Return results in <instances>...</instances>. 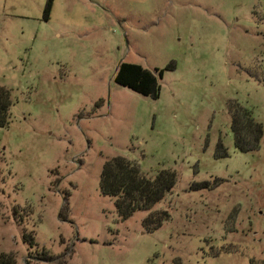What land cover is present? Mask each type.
<instances>
[{"label": "rangeland", "instance_id": "obj_1", "mask_svg": "<svg viewBox=\"0 0 264 264\" xmlns=\"http://www.w3.org/2000/svg\"><path fill=\"white\" fill-rule=\"evenodd\" d=\"M0 0V253L18 264H264V133L235 148L229 102L264 130V0ZM121 62L164 70L157 99ZM167 69V67H170ZM222 144L226 156L223 155ZM177 173L122 220L101 194L113 157ZM207 183V186H202ZM169 219L155 231L152 211Z\"/></svg>", "mask_w": 264, "mask_h": 264}, {"label": "trees", "instance_id": "obj_2", "mask_svg": "<svg viewBox=\"0 0 264 264\" xmlns=\"http://www.w3.org/2000/svg\"><path fill=\"white\" fill-rule=\"evenodd\" d=\"M52 0H48L45 8V18H49ZM167 67V69H170ZM164 70L150 71L141 65L121 62L115 74V82L140 95L157 99L161 86L159 80ZM12 104L9 89L0 86V127L8 124ZM231 115V128L234 145L243 153L255 152L259 149L264 133L262 124L256 120L254 113L238 101H230L228 106ZM223 155L225 149L219 144ZM177 181V173L171 169L159 171L154 177L143 173L136 161L117 156L108 159L101 170L99 189L101 194L115 198L118 216L125 220L137 211H150L165 198L167 191L172 189ZM207 186V183H202ZM167 210L151 211L143 219L142 225L148 231L160 228L169 219ZM0 264H18L13 253H0Z\"/></svg>", "mask_w": 264, "mask_h": 264}]
</instances>
